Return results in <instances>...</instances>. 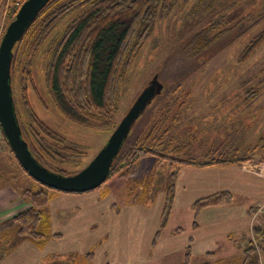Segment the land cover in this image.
Here are the masks:
<instances>
[{
	"label": "rangeland",
	"instance_id": "374dc122",
	"mask_svg": "<svg viewBox=\"0 0 264 264\" xmlns=\"http://www.w3.org/2000/svg\"><path fill=\"white\" fill-rule=\"evenodd\" d=\"M18 6L19 0H1L0 39L15 15L12 11ZM76 13L74 10L66 14L58 22L56 30L69 23ZM241 19L244 25L249 22L251 25L233 40L231 37L236 32H241L243 27L240 26L235 31L236 26H232ZM263 29L264 0H178L166 15L157 12L150 35L121 83L117 108L106 127L82 124L65 115L49 99L45 94L40 51L35 58L32 57L33 86H30L27 92L28 100L39 119L61 135L63 140L56 145L43 143L41 147H46L49 154L43 152L42 148H36L35 142L26 133L29 117L20 100V78L15 73V102L23 130L39 159L43 157L53 167L73 174L87 165L104 145L141 90L151 81L157 80L162 89L136 122L131 132L133 138L140 136L145 125L152 126L162 113L168 115V110L172 108V98L175 95L181 96L183 101L180 109L176 107L175 110L173 107L170 110L173 117L178 114L177 122L172 123L170 131L166 133L173 140L170 154H177L174 150L181 146L180 154L185 157L193 155L204 160L223 157L239 159V162H245L247 165L242 167L244 171L249 172L250 165L251 173L261 178L247 174L241 182L243 176L237 174L235 182H231L228 190L232 193L230 204L203 211L201 217L196 219L200 224L196 233L197 243H189L186 246L191 254L190 264H236L241 255V246H245L249 237L243 221L248 220V231L251 232L253 213L250 212H254V207L264 200V42L247 60L240 61L239 57L251 39ZM198 32H203L210 38L217 35V38L193 53V44L190 42ZM216 44L225 45L216 52ZM205 59V63H202ZM180 75L184 76L181 80L178 79ZM170 119L172 118H166V123H171ZM71 148L76 150L74 155H71ZM1 149L9 150L11 162L8 161V155L0 153V179L9 177L4 172V167L8 165L11 171L14 170V179L17 173L24 174L5 141L0 142ZM168 163L165 159L158 160L156 155L146 154L138 159L136 172L131 178L113 176L93 189V194L108 197L87 215V219L91 220L90 228L81 229L80 240L77 241L69 230L66 241L54 243L51 242L55 240L54 237L50 236L42 244H46L50 239L46 245L48 254L44 264H79V253L88 251L93 253L92 261L95 255L99 262L108 264H135L143 261V252H135L131 244L136 243L138 238H141L143 243L148 242V237L142 233H148L155 210L152 209L149 214L143 210L140 206L143 203L139 201H135L133 207V204L126 207L125 205H129L128 194L130 198L140 201H143L139 197L143 189L146 190V195H150L149 191H153V195L152 178L156 173L165 174ZM25 174L20 177L24 181L27 176L31 182L33 179ZM228 176L231 178L230 174ZM16 182H20L19 177ZM32 182V190L44 188L37 181ZM106 189L109 193L105 192ZM50 192L53 195L57 193L52 190ZM161 192L162 194L157 196L163 201L165 193L162 190L158 193ZM23 199L30 207L29 201ZM50 201L42 211L46 212L44 221L47 222L48 231L53 234L52 217L47 212ZM108 207L112 208V212L108 213ZM114 211H117L116 217H113ZM106 213L108 217L104 219ZM177 221L185 227V219L174 217L164 229L175 227ZM189 221L187 220L186 225ZM164 229H158L151 234L158 244ZM174 233L181 235L180 230ZM111 234L112 238H115L114 243L110 241ZM178 238H182V235ZM178 240V244H181L182 239ZM1 241L0 246H8L7 243L1 244ZM162 241L161 246H157L159 259H148L142 264H174L183 261L185 252H166L165 239ZM69 242L71 245H68ZM98 243L103 250L97 249ZM113 244L118 247L112 249ZM73 247H77L76 252ZM103 253L105 258L102 257ZM10 264L23 263L20 256H17Z\"/></svg>",
	"mask_w": 264,
	"mask_h": 264
},
{
	"label": "trees",
	"instance_id": "16d2710c",
	"mask_svg": "<svg viewBox=\"0 0 264 264\" xmlns=\"http://www.w3.org/2000/svg\"><path fill=\"white\" fill-rule=\"evenodd\" d=\"M23 1L19 0V4ZM177 2L178 0H49L39 11L13 47L10 85L21 137L27 142L32 155L42 165L54 172L69 174L64 173V170L60 168L53 167L43 157L39 159L36 156L35 150L31 146L19 119L13 87L15 73L20 78V100L29 117L26 133L35 142L36 148H42L41 146L45 142L49 145H56L63 140L61 135L39 119L28 100L27 92L29 87L33 86L31 73L34 69V62H32V57L34 56L35 58L40 51L42 53L40 62L44 72L45 94L49 99L65 115L82 124L106 127L117 108L121 83L139 55L145 40L150 35L156 13L159 12L161 15H166L174 8ZM18 7L12 11V14L16 13ZM74 10L77 13L73 19L60 30H56L58 22L66 14ZM249 25H251L250 22L244 25L242 19L237 20L232 27L236 26L235 31L240 26L243 29L242 31L240 30L241 32H236L231 38L235 40L237 36L247 30ZM216 38L217 35L211 38L206 37L203 32L194 34L193 40L190 42V44H193L191 52H198L199 49L211 41H215ZM263 42L264 29L251 39L241 53L239 60L244 61L250 58ZM224 45L218 44L216 52ZM205 61L206 59L202 63H205ZM181 78H184V76L180 75L178 77L179 80ZM156 83L158 84V91L155 96L162 89L161 83L157 80ZM172 101L171 109L173 107L175 110L177 108L180 109L181 101H183L182 97L175 95ZM149 103L133 122L126 139L112 162L107 179L113 176L131 178L136 172L138 159L149 153L156 155L160 161L168 160V169L165 174L162 172L157 175L156 173L152 178V183L154 184L153 195V191H149L150 195H146V190L143 189L142 194L139 195L143 201H140V199L130 198L128 194V204H133L135 201L150 204L154 202L160 190L164 191L165 196L159 226V229H163L171 214L175 178L181 166H208L228 161H238L239 159L223 157L204 160L193 155L185 157L180 154L182 149L179 147L181 146L175 148L174 151L177 154L171 155L173 140L166 133L170 131L171 124L176 123L178 120V114H175L174 117L170 114L171 109L168 110V115L162 113L152 126L145 125L140 136H134L133 138L132 129L138 119L144 114ZM166 118H172L170 119L171 123H166ZM3 140L6 142L5 138ZM64 148L68 149L65 146ZM70 150L72 152L71 155H74L76 150L72 148ZM43 152L49 154L46 147ZM14 159L18 167L22 169L15 157ZM22 171L25 172L23 169ZM50 190L57 192V190L47 187L35 191L29 188L20 191L21 196L29 201L31 205L27 210L0 224L1 244H8L4 251H9L10 248L14 247L17 239L21 237L28 238L42 245L50 236L58 237L60 235L51 234L48 231L47 222L44 221L46 212H43L42 209L46 207L52 198L53 194ZM131 190L134 191V189ZM138 190L141 191L140 188ZM231 201L232 193L228 190L218 191L196 199L190 206L193 212L192 227L196 228L198 226L196 219L202 209L225 206L230 204ZM250 213H253L252 210ZM179 230L184 231L181 227L176 228L174 231ZM250 230L251 236L254 234L258 241L260 251L264 253L263 219L254 220L251 223ZM156 235H159V233H156ZM258 259L257 248L249 237L241 250V255L236 264H258ZM92 260L93 253L88 251L80 255L78 263L92 264ZM190 262L191 254L186 249L184 259L179 264H190Z\"/></svg>",
	"mask_w": 264,
	"mask_h": 264
},
{
	"label": "crops",
	"instance_id": "0c3cea01",
	"mask_svg": "<svg viewBox=\"0 0 264 264\" xmlns=\"http://www.w3.org/2000/svg\"><path fill=\"white\" fill-rule=\"evenodd\" d=\"M8 155V161L10 160L8 154L9 150L1 149L0 153ZM11 162V160H10ZM247 163V162H246ZM245 162L239 161H228L225 163H218L208 166H193V165H183L179 168L176 178H175V188H174V198L172 202L171 214L169 217L170 219H174V217H179V219L184 220L189 224L185 227L183 225H179L180 221H177V225L175 227H167V230L163 228V235L159 238V244L156 243L154 235H151L155 231L159 229L160 226V215L162 210L163 201L162 198L159 199L157 196L156 201L150 204H140L144 211H148L151 214L152 209L155 211L153 212V223L148 228L149 231H144L142 234H145L148 237V242H141L142 239L138 238L137 242L131 244L134 248L135 252H143V261H138L135 264H142L144 261L148 259H159L158 254L160 252L157 249V246H161L163 243L162 240L165 239L166 243V252L170 251L172 253L180 252L187 249V245L190 243L195 244L197 243L196 233L200 228V224L196 228L192 227L193 221V212L190 209L191 204L198 198L218 192L223 190H229L230 186L232 185L231 182H235L237 174L243 176V179L240 181H244V176L249 174L254 176L251 173L252 169H250V165L248 167L249 172L243 170L242 167H245ZM15 166V165H14ZM247 166V165H246ZM9 165L4 167V172L6 173L8 178L5 180L0 179V223L6 221L7 219L13 217L14 215L23 212L29 208V204L23 199L20 194L22 189L31 188L33 189L34 184H32L33 180L29 182V178L25 176L24 181L23 176L24 174L17 173L16 180L19 177L20 182H16L14 176V170L9 169ZM2 170V169H1ZM18 169L16 168V171ZM231 175L229 178L228 175ZM27 175V174H25ZM12 176V177H11ZM256 177V176H254ZM257 178V177H256ZM261 179V178H257ZM264 179V178H263ZM262 179V180H263ZM95 190H91L84 193H67L57 191L55 195H53V199L50 201L48 206L47 212L51 214L52 221H53V234H60L58 237L53 236L55 240L51 241L56 243V241H66L68 238L67 232L68 230L72 233L73 238L75 241L80 240L79 232L81 229L90 228L91 224L90 221L87 219V215L90 212L96 209V206L107 197L106 195L103 197L101 195L93 194ZM93 192V193H92ZM105 192L109 193L108 189ZM92 193V194H91ZM162 194L158 193V195ZM108 195V194H107ZM110 197V196H109ZM95 204V206H94ZM126 206H131L125 205ZM134 204L132 205V207ZM215 207H222V206H215ZM212 208H204L198 214V217L204 213L203 211ZM253 208V206H252ZM108 213L112 212V208L108 207ZM108 213L103 217L104 219L108 217ZM117 216V211H114L113 217ZM247 217V216H246ZM249 219V215H248ZM244 226H246L247 230L245 232L248 233L249 237L251 238V233L248 231V220L243 221ZM184 224V223H183ZM183 228L184 231H181L182 238H178L181 235L175 234L174 228ZM216 227V226H212ZM152 228V229H151ZM60 231V232H59ZM149 234V235H148ZM113 234H111L110 241L115 242V238H112ZM188 236V237H187ZM143 237V236H142ZM248 237V238H249ZM187 238V241H186ZM247 238V239H248ZM63 239V240H62ZM178 239H182L181 244H178ZM107 240V238H106ZM141 240V241H140ZM50 239L44 245H39L28 238H21L16 242V245L10 248L9 251H4L6 246H0V264H10L13 262L15 257L20 256L23 264H44L45 258H47V250L46 245L49 243ZM181 241V240H180ZM243 242V241H242ZM241 242V243H242ZM102 243V241H101ZM5 245V244H4ZM68 245H71L70 242ZM101 247L100 243H98L97 249ZM118 247L117 244H113L112 249H116ZM77 247H73V251L76 252ZM243 248V246H241ZM100 250H103L100 248ZM81 252V251H80ZM85 253V252H84ZM80 254V253H79ZM81 254H83L81 252ZM80 254V255H81ZM102 255L105 258V253ZM45 255V256H44ZM139 255V254H136ZM162 256V255H161ZM95 255L94 261L92 264H108V262H95ZM184 259V254H183ZM182 261H177L174 264H179ZM131 264V263H130Z\"/></svg>",
	"mask_w": 264,
	"mask_h": 264
},
{
	"label": "water",
	"instance_id": "95a60500",
	"mask_svg": "<svg viewBox=\"0 0 264 264\" xmlns=\"http://www.w3.org/2000/svg\"><path fill=\"white\" fill-rule=\"evenodd\" d=\"M49 0H24L13 19L8 23L0 39V125L7 144L23 170L41 185L61 192L83 193L100 186L108 177L112 162L126 139L133 122L157 93L153 80L146 86L110 136L93 158L73 174H61L49 170L30 152L27 142L21 137L16 119L14 99L10 85V67L13 47L22 37L39 11Z\"/></svg>",
	"mask_w": 264,
	"mask_h": 264
},
{
	"label": "built area",
	"instance_id": "2783aa9c",
	"mask_svg": "<svg viewBox=\"0 0 264 264\" xmlns=\"http://www.w3.org/2000/svg\"><path fill=\"white\" fill-rule=\"evenodd\" d=\"M2 138H3V134H2L1 126H0V141L2 140ZM258 218H262L263 224H264V200L261 203H259L257 206H255V210L252 214V223L254 222V220ZM257 222L261 223L260 221H257ZM251 239L254 243V246L257 248V253L259 256L258 264H264V253L260 251L257 239L253 235L251 236Z\"/></svg>",
	"mask_w": 264,
	"mask_h": 264
}]
</instances>
